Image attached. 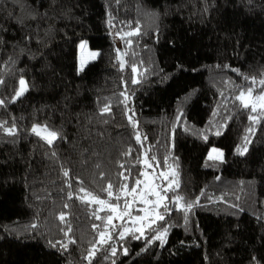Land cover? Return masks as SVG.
Masks as SVG:
<instances>
[{
    "label": "trees",
    "instance_id": "obj_1",
    "mask_svg": "<svg viewBox=\"0 0 264 264\" xmlns=\"http://www.w3.org/2000/svg\"><path fill=\"white\" fill-rule=\"evenodd\" d=\"M137 20L146 34L126 38L129 46L121 35ZM0 40V99L9 101L0 121H15L18 131L0 132V264H88L84 257L105 229L93 216L99 206L82 203L79 189L108 199L100 191L108 182L115 195L121 184L130 189L145 180L141 172L167 187L159 173L173 169L180 187L167 196L199 201L187 221L179 204H170L171 215L154 226L168 228L163 244L127 234L119 240L113 232L119 254L105 260L101 251L92 264H264V121L251 125L235 100L237 85L247 87L244 76L264 78V0H0ZM82 42L98 57L81 71ZM117 49L126 54L123 70ZM21 76L29 91L11 102ZM121 92L130 97L135 129ZM106 104L111 110L101 115ZM34 123L63 138L47 145L31 134ZM250 126L254 133L246 132ZM246 135L251 143L239 155ZM212 148L223 162L208 160ZM146 150L153 168L144 165ZM121 196V204L132 199ZM144 207L133 203L132 216L144 215Z\"/></svg>",
    "mask_w": 264,
    "mask_h": 264
},
{
    "label": "snow or ice",
    "instance_id": "obj_2",
    "mask_svg": "<svg viewBox=\"0 0 264 264\" xmlns=\"http://www.w3.org/2000/svg\"><path fill=\"white\" fill-rule=\"evenodd\" d=\"M117 3H119V0H117ZM135 27H133L131 22H126V27H128L130 30L127 32H123L121 35V39H125V43L129 46L132 45L133 41L132 39H126L130 37H136L140 36L146 33L142 32V28L140 26V21H135ZM109 26L114 27L112 23V19L110 17L109 19ZM120 35V33H117ZM27 39V37H26ZM0 43H2V40H0ZM86 47L85 43L80 44V48L84 49ZM98 55L96 52H90L89 56L92 58H95ZM126 54H122L119 49H117V60L119 62V67L123 70L125 67V62L123 59V56ZM11 60V58H9ZM83 59H81V70H83ZM141 63H143L141 61ZM224 67H229L225 65ZM131 71L133 73H137L138 69L136 66H131ZM231 71L236 72L237 75H242L240 73L239 69H231ZM140 75H143V73H140ZM244 80L248 82L247 87L237 85L241 90L239 91V94L235 96V100L239 102V107L243 110H246L249 112V115L247 119L251 122V125H259L261 121H264V78L257 79L255 77L249 78L247 76H244ZM131 83H139L137 79H132ZM4 81L0 80V85H3ZM258 85V86H257ZM29 91V84L28 82L21 76L18 80V88L14 89V94L10 98L11 102H15V100L22 97L26 92ZM121 96L124 97V100L121 101L125 105V109L127 111L132 112V115L128 116L129 122L132 124L133 128L135 129L137 127V122L135 121V112L134 110L130 109L128 107V100L130 99L129 95L126 92H121ZM8 100L0 99V107L6 106L8 103ZM111 110L110 105L106 104L101 110L100 114L103 115L105 113H109ZM215 115V113H214ZM177 120H181V117L178 115ZM225 125H221L220 128L222 129ZM0 132L4 133L7 136L15 137L18 135L17 127L15 124V121L9 125L8 121H0ZM246 132L248 133H254L255 128L249 127L246 129ZM31 134H34L35 136L39 137L41 140L45 141L47 145L52 146L54 142L58 139H62L60 132L54 128H52L48 124H40V123H34L31 127ZM215 135L219 136L221 135V130H217ZM203 138L205 140L208 139V136L206 134L203 135ZM144 139H147V137H144ZM135 140L137 143H141V134L139 132L135 133ZM245 143L237 146L236 151L239 155H245L248 151V145L251 143L249 136L244 137ZM131 150L125 153V155H129ZM52 156H55L56 153L52 152ZM145 159H144V165L146 168H153V164L148 160V152L147 150L144 153ZM224 154L217 148H212L211 152L208 155L209 161H221L223 162ZM151 161H156L155 156H151ZM139 162V159L137 160ZM165 163L167 161L165 160ZM158 166V165H157ZM121 167H124L121 165ZM171 168V166H169ZM64 177L69 176V171L64 170L63 172ZM121 176L124 177L125 180L128 179L127 176L124 175V173H120ZM140 176H144L145 180L135 179L134 186H132L129 189V185L127 183H123L119 186V189L117 190V193L114 195L113 192V184L111 182L107 183V186L104 188H101L100 191L102 193H106L108 199H102L99 195L93 194L91 191H86L85 188L81 187L79 190L80 192L85 193L84 197H80L81 202L88 204H96L99 206L96 212L93 213V216L96 220H101L103 223V227L105 230L98 231L99 239L93 244V247L87 251V255H85L84 259L88 261V264H92V259L96 257V255L103 251L105 254L103 256V259L107 260L111 257H116L119 254V251L116 246H114L111 241L113 240L112 233L115 232L116 236L119 238V240H124L126 238V234L129 235L132 239H141L146 238L147 242L151 243L153 240L159 241L161 244L165 242V238L168 233V228H163L162 225L159 227H154L157 224V221H165L167 215H171L173 209L170 207V204H179V211H182L184 213V219L187 221L188 215L187 213L191 211V209L198 205L199 201H193V202H184L180 203L181 201H184V197L180 196L179 194L175 195V197H168L167 193L169 191H176L179 189L180 184L178 180V172L173 169L171 172H161L159 173V176L163 178V180L168 181L167 187H161L159 184H156L154 187L149 186V183L147 181L148 174L146 172H141ZM172 177L170 180L169 177ZM103 178V177H102ZM78 179V178H77ZM68 187L71 188L72 185L68 181ZM82 184L83 182L80 181ZM141 184L144 185L143 189L140 188ZM126 193L127 195H130L132 197L131 200L124 199L123 203L121 204L120 201L122 199L121 194ZM154 197L155 199H149V197ZM68 198H73V193L70 191L68 192ZM90 198V199H89ZM237 200L239 197H236ZM115 201V202H113ZM139 202L140 204L146 205L147 207L140 208L139 211L144 213V215H136L135 217L132 216V205L135 202ZM68 205L66 204L65 207ZM232 207H239V205H232ZM100 211H106V215L104 217H101L98 212ZM130 220L132 225L134 227H125L124 223H121L120 225L114 224L113 221L115 219H119L121 221L127 222V220ZM59 220L61 222H66V217L64 213H61L59 215ZM139 223V226L136 227V225ZM33 228L36 227V225H32ZM94 230H99L101 228V225L93 224L92 225ZM145 228L153 232V236L151 237H145ZM109 229L111 231H109ZM162 229V230H161ZM65 232V235L67 236L71 231V225L67 226V229H61ZM139 233V235H136V233ZM60 244V247L64 250H67L69 247V244L75 243L74 240H69V244H65L62 242H57ZM96 244H99L100 247L97 248ZM107 245V247H104ZM53 247H56V244L52 245ZM123 254L125 256L128 255L129 250L125 247L122 248ZM255 260V258H254ZM112 264H115V261L112 260ZM258 264V262H257Z\"/></svg>",
    "mask_w": 264,
    "mask_h": 264
},
{
    "label": "rangeland",
    "instance_id": "obj_3",
    "mask_svg": "<svg viewBox=\"0 0 264 264\" xmlns=\"http://www.w3.org/2000/svg\"><path fill=\"white\" fill-rule=\"evenodd\" d=\"M85 43L86 47L84 49H81L79 47V67H80V70H81V59H83L84 63H83V70L85 69V67H87L88 64L92 63L93 61H95L98 57V55L95 57V58H92L89 56V53L90 52H95V51H92L90 50V48L88 47L87 43L86 42H83ZM97 53V52H96ZM82 71V70H81ZM148 183H149V186H155L156 184L151 181V180H147ZM130 221V220H128ZM131 222V221H130Z\"/></svg>",
    "mask_w": 264,
    "mask_h": 264
}]
</instances>
